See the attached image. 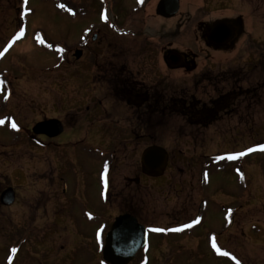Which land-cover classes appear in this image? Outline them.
<instances>
[{
  "label": "rangeland",
  "instance_id": "rangeland-1",
  "mask_svg": "<svg viewBox=\"0 0 264 264\" xmlns=\"http://www.w3.org/2000/svg\"><path fill=\"white\" fill-rule=\"evenodd\" d=\"M21 1L22 12L28 16L26 35L12 43V50L0 60V89L8 85L0 91V197L10 187L17 194L13 206L0 204V264L9 257L12 264L25 261L20 252L14 259L9 252L19 250L21 237L33 254L37 231L45 236L41 246L47 248L64 246L67 251L71 243L74 247L83 245L84 238L75 244L76 238L69 236L78 228L75 219L92 216L85 203H101L109 178L112 186L107 198L120 193L129 196L132 190H139L137 187L146 189L144 195L138 192L137 196L145 200L144 207L161 217L165 198L176 202L187 194L196 197L193 189L203 186L202 180L206 185L211 183V188H217L215 199L233 207L244 205L232 235L224 242L235 252L231 264H264V150L240 156L264 140V0H216L214 4L207 0L203 11L192 12L185 9L196 5L195 1L184 0L185 13L166 20L168 29H173L178 19L184 18L179 36L174 33L160 43L158 38L152 40V75L136 76L154 85L160 71V77L168 82V99L153 108L152 121H145L152 135L139 138L140 128L135 140L130 134L140 121H102L108 111L98 109L100 105L93 102L98 94H93L90 82L87 87L81 63L75 62V48L80 46L79 33L87 26L86 19L80 23V19L63 13L59 1L63 4L65 0H19V6ZM16 10V0H0V55L18 28ZM153 16L148 18L149 24L153 33H159V20ZM221 20L240 21L242 28L229 47L215 49L206 44L207 31ZM163 43H172L170 51L195 55L193 70H170L160 64L162 53L157 50ZM102 78L107 82L106 76ZM95 82L103 84L99 78ZM181 98L187 107L178 100ZM107 100L111 105L114 99ZM87 108L95 112L94 120H84ZM132 115L126 110L117 117L130 119ZM7 118L10 121H3ZM51 119L66 126L60 138L51 142L30 137L37 123ZM153 141L171 154L172 167L161 182L141 177L140 158ZM227 155L240 159L229 157L233 164L228 162L222 169ZM236 168L240 175L235 174ZM137 179L141 183H136ZM173 183L179 191L171 190ZM201 188L203 192L207 189ZM213 216L211 229H221L217 210ZM149 220L144 218V222ZM167 224H172L170 219ZM51 233L55 234L49 238ZM167 243L163 254L174 248ZM38 251L41 256L48 255ZM77 259L87 261L80 256ZM27 260L31 262L33 257ZM189 260L221 264L213 259L199 261L193 254H188L184 263Z\"/></svg>",
  "mask_w": 264,
  "mask_h": 264
},
{
  "label": "flooded vegetation",
  "instance_id": "flooded-vegetation-1",
  "mask_svg": "<svg viewBox=\"0 0 264 264\" xmlns=\"http://www.w3.org/2000/svg\"><path fill=\"white\" fill-rule=\"evenodd\" d=\"M194 1L196 5L187 7L185 12H192V10L203 11V8H206L205 4L207 0ZM215 1L210 0V3L214 4ZM59 2L63 5V13L68 17L74 18L76 21L80 19V23H82L83 19L87 21V26L80 30L81 32L79 33L80 46L75 48V52L79 50L82 52V55L79 59L75 58V62L81 63L80 66L85 77L84 79L87 80V87L90 88L88 84L90 82L91 87L95 89L93 94H98V96H94L93 102L100 105L98 109L108 111L107 118L102 121H140L137 125V130L133 129L134 133L130 134V138L135 140L140 128L145 134L142 135L143 132L141 131L142 133L138 136L139 138L151 136L149 124L142 121H152V118H154L152 114L153 108L156 109L157 105L163 104L168 99V82L165 81V77H160V71L158 72L159 76H156L159 78V81H156L154 85L146 83L136 76L152 75L151 57L153 52L151 48L154 44L152 40L158 38L157 43H160L162 39L163 41L170 39V35L174 33L177 37L179 36L181 27L184 26V18L181 21L178 19L179 22L176 23V27L173 29H168L169 24L166 20L177 18L179 15L185 13L183 11L184 0H81V2L77 0H65L63 4L61 1ZM18 3L19 0H16V11L18 13L16 22L18 28L14 35L9 37L8 43L13 38L20 41L26 35L27 17L25 12H22V1L20 6ZM161 6L163 10L160 9ZM160 12H176V16L168 19L159 15ZM151 15H154L153 17H157L159 20V33L158 31L157 33H153L148 21ZM221 21L227 22L232 26L235 30V37L238 30L242 28L240 21H236V23L229 22L228 20ZM35 40H37V37ZM171 44L163 43V45L161 44L163 47L160 46L161 49L157 50L160 54L162 53L159 56L160 59L158 58L160 60L159 63L166 67V69L170 67L169 69L171 70H193L195 67V55H189L175 49H173L174 51H170L169 47ZM170 54L181 57L178 69L170 66ZM106 56L108 59L105 58ZM261 59L264 62V55ZM175 62H178V60ZM93 70H95L94 76L92 75ZM105 76L107 82L103 80L105 78H102ZM97 78L102 79L104 85H101V82H95ZM146 78L148 79V77ZM101 93L105 95L99 96ZM109 98L111 100L114 99L111 105L107 100ZM178 100H183L185 106H188L185 99L181 98ZM87 104H82V106L86 107ZM126 110L128 112L131 111L133 117L130 116V119L123 118L119 120L117 116L122 115V111L125 112ZM94 113L91 112L90 108H87L85 111L86 119L84 120H94ZM144 125L146 130L143 128ZM64 128L66 129L65 124ZM261 141L263 142L261 145L264 146V140ZM116 152L114 150V154L112 153L113 159L116 157ZM171 167L170 159L168 169L162 176L157 173L146 174L141 167V177L148 181L161 182L167 177ZM109 179L104 185L105 197L101 200V203L98 206H92L89 202L88 204L85 203V209L90 210L92 216L89 214L88 218L83 217L79 221L75 219L78 228H75L69 236L76 238L75 244L80 242L77 240L78 238H84L83 245L74 247L71 243L70 248H66L67 251H65L64 246L59 249L55 246L47 248L41 246L43 243L42 239L45 236H40L41 234L37 231L35 238L38 241L36 242V246H34L33 254L29 251L32 247L28 248L27 244H25L28 241H25L24 237H21V243L19 244L21 246L16 253L20 252L19 257L22 259L23 255V259L26 262L20 263L19 259V263L112 264L104 256L108 235L118 218L128 217L129 219L136 220L137 224L143 228V232L139 237L134 238L135 244L143 246L138 249L135 258L129 264H185L184 260L188 254H193L199 261L205 259L211 261L213 259L214 262L221 264H231L235 252L230 247L224 245V242L226 241L225 239H228L232 235L236 224V217L238 214L244 212V205L241 204L233 207V204L223 202L222 199H215L213 192L217 188H213V186L211 188L210 181L208 185L205 184L204 180L200 183L203 185L201 187L207 188L204 192L201 187H198L196 190L193 189L194 195L195 193L197 195L196 197H189L187 194L186 197L177 198L176 202L174 199L165 198V207L162 212L164 214L161 217L156 214L154 209L144 207L143 202L145 200L137 196L138 192L143 194V192L147 191L146 189L142 191L140 187H137L139 190H132L129 196L120 193L119 197L111 196L107 198L106 195L108 192H111L110 187L112 186V180L111 178ZM140 180L137 179L136 183H141ZM176 185L178 184L173 183L171 190L179 191ZM182 189L184 188L181 187ZM211 191L212 193H210ZM112 194L116 195L113 192ZM113 200H115L114 203L112 202ZM216 210L220 214L219 227L221 226V229L219 228L218 230L211 229L214 223L213 214ZM110 212H114L115 214ZM146 217L150 220L144 222V218L146 219ZM168 219L172 222L171 225L167 224ZM197 221L199 222L197 223ZM152 229H162V231L156 232L152 231ZM174 229H180V231H174ZM54 234H49V238L53 237ZM32 236H34V232ZM69 236L66 241L69 240ZM167 242H170L173 245L171 247L174 248H171V251L168 249L167 254H163L166 253L164 243L168 245ZM38 249L46 251L48 255L44 254L41 256ZM114 251L132 252L133 249L130 247L123 249L116 248ZM78 256L87 261H80V259H77ZM31 257H33V260L29 262L27 259ZM178 260L181 262L179 263ZM196 262L193 263V260H189L187 264H195ZM234 263L237 264V262Z\"/></svg>",
  "mask_w": 264,
  "mask_h": 264
},
{
  "label": "water",
  "instance_id": "water-1",
  "mask_svg": "<svg viewBox=\"0 0 264 264\" xmlns=\"http://www.w3.org/2000/svg\"><path fill=\"white\" fill-rule=\"evenodd\" d=\"M160 9L163 10V7L161 6ZM159 15L165 18H172L176 16V12H160ZM234 36L235 31L230 24L219 22L208 31L207 42L214 48H221L228 46L233 41ZM81 55L82 52H76L78 59ZM180 59V56L170 54V66L172 68L180 67ZM177 60L178 62H175ZM32 131L35 135H44L53 139L62 135L64 126L59 120H46L38 123ZM141 163L146 174L157 173L158 175H163L169 164V153L162 147L151 146L143 152ZM14 201L15 191L12 188L3 192L1 197L3 205L10 206ZM142 232L143 228L137 224L136 220L129 219L128 217L118 218L108 235L107 246L104 252L106 260L112 264H129L133 260L137 250L143 246L137 245L134 242V238L139 237ZM128 246L133 249L132 252L114 251L116 248H129Z\"/></svg>",
  "mask_w": 264,
  "mask_h": 264
},
{
  "label": "snow or ice",
  "instance_id": "snow-or-ice-1",
  "mask_svg": "<svg viewBox=\"0 0 264 264\" xmlns=\"http://www.w3.org/2000/svg\"><path fill=\"white\" fill-rule=\"evenodd\" d=\"M27 2V0H25V3ZM61 7H63V5H61ZM62 51V50H61ZM13 128H16V125L13 123L12 125ZM261 150H264V149H261ZM249 151H254V149H250ZM199 221H197L198 223ZM152 231H156V232H159V231H162V229H152ZM174 231H180V229H174ZM15 251V250H14ZM225 255H227V253H225ZM237 264H239V262H237Z\"/></svg>",
  "mask_w": 264,
  "mask_h": 264
},
{
  "label": "trees",
  "instance_id": "trees-1",
  "mask_svg": "<svg viewBox=\"0 0 264 264\" xmlns=\"http://www.w3.org/2000/svg\"><path fill=\"white\" fill-rule=\"evenodd\" d=\"M142 122H144V121H142ZM143 128H145V125L143 126ZM145 130H146V128H145ZM147 132H148V129H147ZM149 133H151V132H150V129H149ZM153 142H154V141H153ZM153 144H155V142H154Z\"/></svg>",
  "mask_w": 264,
  "mask_h": 264
},
{
  "label": "bare ground",
  "instance_id": "bare-ground-1",
  "mask_svg": "<svg viewBox=\"0 0 264 264\" xmlns=\"http://www.w3.org/2000/svg\"><path fill=\"white\" fill-rule=\"evenodd\" d=\"M18 45V44H17Z\"/></svg>",
  "mask_w": 264,
  "mask_h": 264
}]
</instances>
